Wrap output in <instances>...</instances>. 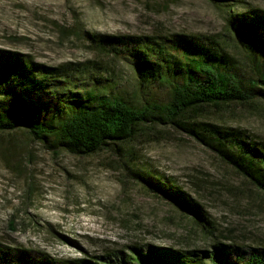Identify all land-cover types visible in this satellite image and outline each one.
I'll return each instance as SVG.
<instances>
[{
  "label": "rangeland",
  "instance_id": "1",
  "mask_svg": "<svg viewBox=\"0 0 264 264\" xmlns=\"http://www.w3.org/2000/svg\"><path fill=\"white\" fill-rule=\"evenodd\" d=\"M226 3L235 12L264 9V0ZM231 9L208 0H0V48L49 66L95 63L109 84L131 94L140 89L139 100L161 102L167 98L164 87L139 86L133 68L98 53L86 34L224 39ZM203 119L243 129L264 143V103L257 109L234 105ZM156 130L130 143L124 156L107 150L73 156L31 140L22 130L2 135L0 244L34 257L39 252L69 260L133 242L208 250L209 240L190 217L130 174L143 171L172 178L197 200L225 244L264 246V197L192 136Z\"/></svg>",
  "mask_w": 264,
  "mask_h": 264
},
{
  "label": "trees",
  "instance_id": "2",
  "mask_svg": "<svg viewBox=\"0 0 264 264\" xmlns=\"http://www.w3.org/2000/svg\"><path fill=\"white\" fill-rule=\"evenodd\" d=\"M208 1L217 7L232 6L228 0ZM224 35L220 39L195 34L168 38L86 34L98 53L133 68L139 86L164 87L167 98L161 102L139 100L140 89L131 94L109 84L95 63L49 66L0 48V137L22 130L31 140L73 156L103 150L124 156L139 136L172 128L209 147L264 197V143L243 129L203 119L208 112L220 113L234 105L257 109L264 103V9L229 10ZM90 68L96 73L86 75ZM130 174L190 217L209 240L208 250L133 242L69 260L39 252L34 257L0 244V264H264V246L218 239L203 206L172 178L143 171ZM10 224L14 229V222Z\"/></svg>",
  "mask_w": 264,
  "mask_h": 264
}]
</instances>
